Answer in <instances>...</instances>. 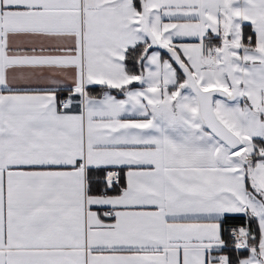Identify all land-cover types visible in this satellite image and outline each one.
<instances>
[{
  "label": "snow or ice",
  "instance_id": "6c2138e0",
  "mask_svg": "<svg viewBox=\"0 0 264 264\" xmlns=\"http://www.w3.org/2000/svg\"><path fill=\"white\" fill-rule=\"evenodd\" d=\"M0 264H264V0H0Z\"/></svg>",
  "mask_w": 264,
  "mask_h": 264
},
{
  "label": "trees",
  "instance_id": "16d2710c",
  "mask_svg": "<svg viewBox=\"0 0 264 264\" xmlns=\"http://www.w3.org/2000/svg\"><path fill=\"white\" fill-rule=\"evenodd\" d=\"M236 223H243V221H237Z\"/></svg>",
  "mask_w": 264,
  "mask_h": 264
}]
</instances>
